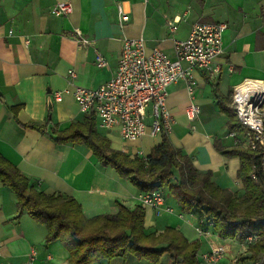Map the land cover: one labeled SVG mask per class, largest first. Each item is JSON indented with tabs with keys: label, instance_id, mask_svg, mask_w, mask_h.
Listing matches in <instances>:
<instances>
[{
	"label": "crops",
	"instance_id": "crops-1",
	"mask_svg": "<svg viewBox=\"0 0 264 264\" xmlns=\"http://www.w3.org/2000/svg\"><path fill=\"white\" fill-rule=\"evenodd\" d=\"M62 2L71 5V13L52 15L51 8ZM118 5L129 14L122 28L118 26ZM175 18L179 21L171 31L167 23ZM196 22L227 25L221 38L220 72L210 77L206 71L195 70L196 87L191 94L182 82L167 88L165 104L172 118L167 136L196 170L210 172L218 188L240 197L239 159L224 155L216 144L222 150L244 147L246 137L245 133L231 136L218 97L232 104L233 89L247 82L254 85L253 90H264L258 85H264V0H0V154L37 190L73 198L86 218L114 215L118 205L127 209L140 206L145 234L171 228L188 242H199L197 264H202V254L217 245L226 251L217 264H254L242 242L220 238L198 212L180 213L167 185L160 189L166 190L164 207L171 212L164 207H143L142 193L112 168L101 166L88 148L56 144L52 134L84 117L71 95L64 94L56 102L53 94L69 85L96 89L109 81L123 39L140 38L146 54L158 49L174 59L173 41L185 40ZM74 30L93 44L77 46ZM95 50L105 59L104 67L96 65ZM69 70L76 74L72 81ZM190 104L199 108L194 121L186 116ZM14 107L18 108L16 119L10 112ZM48 115L51 121L45 129L22 127L44 125ZM93 118L96 131L109 141L111 149L129 156L137 152L146 156L161 142V135L151 136L149 131L134 142H123L116 132L101 129ZM45 237V227L19 211L13 192L0 184V264H23L31 250L35 251L32 264H66L68 253L61 243L44 244ZM93 264L150 263L128 256ZM161 264L175 263L164 254Z\"/></svg>",
	"mask_w": 264,
	"mask_h": 264
},
{
	"label": "trees",
	"instance_id": "trees-1",
	"mask_svg": "<svg viewBox=\"0 0 264 264\" xmlns=\"http://www.w3.org/2000/svg\"><path fill=\"white\" fill-rule=\"evenodd\" d=\"M218 104L227 117L231 134L251 132L237 120L230 100L218 97ZM17 110V107L10 108L14 119ZM93 117V114H87L81 122H72L62 131L53 130L55 143L84 145L101 166L112 168L119 178L130 182L141 193H152L167 185L180 213L198 212L199 217L206 218L222 239L241 243L248 236H257L259 240L248 247L250 259L259 263L260 258H264V152L259 148L251 150L242 146L222 150L216 144L224 155L239 159L237 176L243 193L237 197L218 188L210 172L196 170L190 158L173 147L167 133L160 134V144L142 159L111 149L109 141L96 131ZM50 121L48 115L44 125L22 127L42 130ZM0 184L13 192L19 211H25L45 227L44 244L61 243L68 253L66 264H93L128 256L150 264H161L164 254L175 264H197L199 242H188L171 228H165L158 234H145L144 209L140 206L127 209L118 205L114 215L86 218L73 198L37 190L1 154Z\"/></svg>",
	"mask_w": 264,
	"mask_h": 264
},
{
	"label": "built area",
	"instance_id": "built-area-1",
	"mask_svg": "<svg viewBox=\"0 0 264 264\" xmlns=\"http://www.w3.org/2000/svg\"><path fill=\"white\" fill-rule=\"evenodd\" d=\"M50 13L66 16L71 13V5L68 2L57 3ZM117 15L118 26L122 28L127 23L129 14L118 5ZM178 21V18H175L168 22V28L172 31L173 24ZM226 28L225 23H193L185 40L173 41L174 59H170L158 49L146 54L144 41L140 38L123 39L117 68L109 81L96 89L69 85L63 91L55 92L53 99L59 102L64 94L71 95L82 114H93L101 129L116 132L123 142H134L147 131L151 136L160 135L162 132L168 134L172 118L165 104L167 88L182 82L186 91L191 94L196 87L193 75L195 70L206 71L210 77L218 75V60L224 53L221 38ZM74 32L73 40L77 46L86 48L93 44V41L79 30ZM95 59L98 67L106 65L105 59L96 50ZM67 76L71 81L76 78L73 70H69ZM258 85L264 89V85ZM241 86L233 89L232 106L239 123L251 131L245 134L247 148H259L264 152V93L259 96L244 93L240 90ZM198 114V106L190 104L186 110L187 118L194 121ZM135 155L142 159L146 157L141 152ZM164 201L160 190L142 193L140 197L143 207L148 206L156 210L164 207ZM164 208L166 212H171L170 208ZM258 240L257 236L252 235L246 237L242 244L251 247ZM225 253L223 246H212L207 253L200 256V261L202 264H217L224 258ZM34 259L35 251L31 250L23 264H32ZM254 264H264V258Z\"/></svg>",
	"mask_w": 264,
	"mask_h": 264
},
{
	"label": "bare ground",
	"instance_id": "bare-ground-1",
	"mask_svg": "<svg viewBox=\"0 0 264 264\" xmlns=\"http://www.w3.org/2000/svg\"><path fill=\"white\" fill-rule=\"evenodd\" d=\"M252 83H254V82H252ZM254 85L252 84H250V83H247V84H243V86L242 87H240V90H241V92H244V93H251L252 95H260L261 93H264V90H262V91H257V90H253V87Z\"/></svg>",
	"mask_w": 264,
	"mask_h": 264
},
{
	"label": "rangeland",
	"instance_id": "rangeland-1",
	"mask_svg": "<svg viewBox=\"0 0 264 264\" xmlns=\"http://www.w3.org/2000/svg\"><path fill=\"white\" fill-rule=\"evenodd\" d=\"M262 108H264V106H262ZM147 112H149V109H147ZM243 145H244V148H247V140H246V142H244L243 143ZM246 146V147H245ZM160 191L162 192V193H166V190H162V189H160ZM165 191V192H164ZM164 195V194H163ZM173 205H174V203H173ZM175 206H177L176 204H175ZM165 256H168L167 254H165Z\"/></svg>",
	"mask_w": 264,
	"mask_h": 264
},
{
	"label": "water",
	"instance_id": "water-1",
	"mask_svg": "<svg viewBox=\"0 0 264 264\" xmlns=\"http://www.w3.org/2000/svg\"><path fill=\"white\" fill-rule=\"evenodd\" d=\"M49 108H50V106H49Z\"/></svg>",
	"mask_w": 264,
	"mask_h": 264
}]
</instances>
